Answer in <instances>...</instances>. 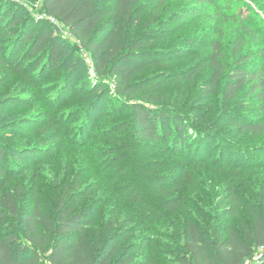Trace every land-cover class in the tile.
I'll return each instance as SVG.
<instances>
[{
    "label": "trees",
    "instance_id": "obj_1",
    "mask_svg": "<svg viewBox=\"0 0 264 264\" xmlns=\"http://www.w3.org/2000/svg\"><path fill=\"white\" fill-rule=\"evenodd\" d=\"M168 1L156 0L155 8L162 9ZM201 1L220 9L214 0ZM136 3L137 0H108L102 4L99 0L42 2L43 12L61 22L91 53L96 74L103 79L108 75L114 76L116 91L128 97L139 90L137 83L131 81L132 77L150 63L144 50L149 46V40L145 37L135 39L128 46L125 37L127 26L133 27L138 20V15H134ZM225 7L229 9L231 4L227 3ZM27 22L28 18L21 19L16 14L1 17V38L12 47L16 43L19 49L25 50L21 63L28 64L29 56L48 49L53 66H59L64 55L60 46L56 42L53 44V33L41 28L35 34L26 29ZM98 35L101 37L97 38ZM219 55L220 41L216 40L212 44L211 58L215 67ZM259 56L264 62V46H261ZM248 58L241 55L235 61L225 87L224 100L225 104L233 102L237 93L251 83L248 93L260 101V114L254 116L255 121L251 118L237 120L229 115L227 121L233 127L227 133L234 137L241 133L256 137L264 132V65L248 67L243 64ZM16 69L24 72L19 65ZM219 77L220 71L216 68L212 85ZM93 92L98 93L96 98L82 104L84 111L80 120L88 122L85 127L92 122L93 104L106 93L99 87L85 94L88 97ZM129 108L132 116L127 142L120 144L122 154L114 158L111 165L126 160L127 166L133 169L132 175L138 169V177H144V181L164 196L160 203L151 204L142 189L128 186L130 182L124 188L125 183L119 179V173H124L127 168L124 165L116 167L118 174L103 175L100 172L103 177L99 180L101 183L93 186L83 184V177L79 174L64 178L52 188L54 211L50 214L40 198L41 179L35 172L37 170H31L33 178L30 180L28 174L22 176L20 172L27 169L26 166H21L16 172H8L6 168L7 164L12 167L22 163V159L36 147H5L0 142V264H264V261L255 260L257 250L264 247V189L258 197L257 207L246 208L252 216L250 224L241 221L237 226L225 224L222 227L215 221L216 215L211 213L210 204H203L204 212L199 210L200 215L192 214L191 209L183 204L194 205L195 201L204 199L202 190L192 189L196 182L190 168L222 167L233 176V173L247 170L238 164L242 158H234L237 161L234 164L207 160L208 144L202 140L204 119L187 118L182 112L152 108L138 102ZM209 123L213 125L212 121ZM46 125L53 126L50 122ZM77 139L75 132L62 122L56 130L38 138L36 143L56 141L72 148L82 147L85 142ZM148 142L150 144H146ZM224 144L223 156L226 151L242 150L232 143ZM147 145L163 153L159 160L148 163V158L140 154L141 147ZM263 145L251 146L247 150L261 152ZM188 146L189 150L186 149ZM45 151V157H52L53 154L47 149ZM130 177L133 176L127 173L126 179L130 181ZM207 196L212 201L219 197L229 203L227 207H230L231 216L241 201L235 178L211 188ZM27 198L31 199L28 210L24 209ZM158 222L164 226L152 227ZM90 224L92 229L86 230ZM169 228L170 233L165 231Z\"/></svg>",
    "mask_w": 264,
    "mask_h": 264
},
{
    "label": "rangeland",
    "instance_id": "obj_2",
    "mask_svg": "<svg viewBox=\"0 0 264 264\" xmlns=\"http://www.w3.org/2000/svg\"><path fill=\"white\" fill-rule=\"evenodd\" d=\"M99 1L101 4L108 2ZM42 2L0 0V18L6 14H16L21 19L28 18L26 29L35 34L41 28L50 30L54 35L53 44L56 42L64 55L59 66H53L48 49L29 56L28 64L21 63L25 50L19 49L16 43L12 47L0 36V142L5 147H36L22 159V163L13 164L12 167L7 164L8 172H16L21 166H26L27 169L20 170L21 175L28 174L32 180L31 170H37L35 172L41 179L39 187L42 189L40 198L44 200L43 207L52 214V188L64 178L79 174L83 177V184L93 186L101 183L99 180L103 177L100 172L103 175L118 174L115 171L117 166H127L126 160L112 165L111 161L122 154L120 144L127 142L132 116L129 105L138 102L152 108L182 112L187 118L204 119L202 140L208 144V161L234 164L237 163L234 158H242L238 164L247 170L241 171V174L233 173V176L222 167L190 168L196 182L192 189L202 190L204 199L195 201L194 205L183 204L194 215L202 214L199 210L204 212L203 204H210L211 213L216 215L215 221L222 227L225 224L237 226L241 221L250 224L252 216L246 208L257 207L258 197L264 189V150L257 152L247 149L264 144V132L256 137L245 133L234 137L227 133L233 127L227 120L232 115L237 120L251 118L255 121L254 116L260 114V101L248 93L251 83L237 93L233 102L225 104L224 93L239 56L249 57L243 63L248 67L260 63L264 65L259 56V50L264 46V0H214L221 10L201 0H169L160 10L155 8L156 0H137L134 15H138V20L133 27L127 26L125 37L128 46L135 39L145 37L149 40V46L144 50L150 63L132 77L131 81L137 83L139 90L130 97L116 91L114 76L108 75L103 79L96 74L91 53L61 22L43 12ZM227 3L231 4L229 9L225 7ZM216 40L220 41V55L215 67L211 64V58L212 44ZM18 65L24 68V72L16 69ZM216 68L220 71V77L212 85ZM99 87L106 93L93 104L92 122L85 127L88 122L80 120L84 111L82 104L98 95L93 92L87 97L85 93L92 89L96 91ZM211 121L213 125H210ZM47 122L53 126L46 125ZM62 122L75 132L78 142H85L82 147L72 148L56 141L36 143L38 138L53 132ZM5 130L7 134L3 133ZM224 142L242 150L226 151L223 156ZM46 149L53 154L52 157H45ZM140 150V154L148 158V163L159 160L163 155L150 145ZM36 162L38 164L33 167ZM136 170L137 173L132 175L133 169L127 166L124 173H119V179L125 183L124 188L130 182L128 186L142 189L150 203L158 205L164 196L144 181V177H138L139 170ZM127 173L133 176L130 181L126 179ZM230 178H235V186L241 197L233 216L229 214V203L219 197L212 201L207 196L211 188L222 185ZM30 200H25L24 209L31 207ZM156 225L164 226L158 222L152 227ZM91 229V224L86 227V230ZM165 231L170 233V228ZM255 260L264 261V247L257 250Z\"/></svg>",
    "mask_w": 264,
    "mask_h": 264
}]
</instances>
